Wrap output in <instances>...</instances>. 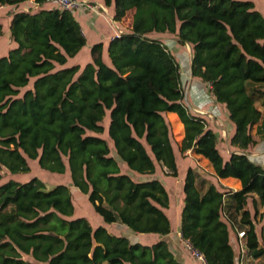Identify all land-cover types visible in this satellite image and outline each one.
I'll list each match as a JSON object with an SVG mask.
<instances>
[{
	"label": "trees",
	"instance_id": "obj_1",
	"mask_svg": "<svg viewBox=\"0 0 264 264\" xmlns=\"http://www.w3.org/2000/svg\"><path fill=\"white\" fill-rule=\"evenodd\" d=\"M27 2L37 10L20 11ZM103 2L114 22L130 15L129 26L105 52L94 44L81 68L67 66L86 46L71 12L45 8L46 0H0L10 7L13 44L0 57V180L29 173L30 161L50 174L68 171L104 223L165 238L170 199L156 173L178 176L165 121L175 114L184 132L179 153L208 168L185 174L181 240L207 264H235L230 233L243 232L239 258L263 257L256 226L264 229V168L247 154L254 137L264 141L263 16L250 0ZM166 36L190 48L191 77L227 110L234 126L227 160L206 119L184 103ZM106 114L111 145L101 137ZM210 178L239 188L218 189ZM73 214L65 185L0 184V264H183L166 240L132 243Z\"/></svg>",
	"mask_w": 264,
	"mask_h": 264
},
{
	"label": "crops",
	"instance_id": "obj_2",
	"mask_svg": "<svg viewBox=\"0 0 264 264\" xmlns=\"http://www.w3.org/2000/svg\"><path fill=\"white\" fill-rule=\"evenodd\" d=\"M82 3H89L94 9L89 10L87 8H79L73 12H71L73 18L78 22V24L81 27L82 33L84 37L86 38V46L83 48V51L86 52V54H89L90 48L97 43H102L104 52L106 50L108 42L116 36L118 33L122 32L124 29V23H118L114 22L113 20V6H106L103 2V0H79ZM253 2L255 9L261 13V15L264 18V0H250ZM45 8H54V5H51L49 3L44 5ZM33 8L32 11L37 10V6L32 2H27L26 4H23L19 7L20 11H27L28 9ZM10 7L0 6V25H2V29L4 32L3 37L0 38V57H3L7 54L8 50L13 47V44L9 40L8 36V25L10 22ZM166 43V42H165ZM166 46L168 44L166 43ZM80 53V52H79ZM78 53V54H79ZM77 54V55H78ZM105 54V53H104ZM77 55L68 60L67 66L72 65H79L75 62V58ZM87 62H90L89 55L87 56ZM190 88H188L187 92L184 93V103L189 109L191 113L200 115L206 119L208 122L209 128L212 129V131L216 134L218 143L217 148L224 160H227L229 154H230V147H229V140L234 134V126L228 119L227 110L225 107L219 103H216L214 98L210 95L208 91V87L205 86L203 83H201L197 79H193L191 77L189 82ZM186 101V102H185ZM171 117H173L175 122L177 123L178 127H180V134H181V140L183 138V126L178 120L177 116L175 114H169ZM168 115V116H169ZM257 140V145L254 148H251L247 151L248 158L251 162H253L256 165L261 166L264 168V141H259L258 137H254ZM223 151V152H222ZM186 155H190L189 153ZM176 157V155H175ZM185 159H191L190 157H187ZM176 157V161H177ZM189 161V160H187ZM192 161V159L190 160ZM189 161V162H190ZM186 164L185 169H183V173L180 171L179 166L177 165L178 169V176L177 178H172L169 176L160 177L159 175H156V178H158L166 187V190L170 196L177 195L178 201H179V213H181L182 209V191H179V186L182 185L185 174L187 172L188 168L194 169L193 164ZM184 168V166H183ZM164 170V169H163ZM210 181H212L218 189H226V190H237L239 188L238 185H233L230 182L227 181H218L213 178H210ZM166 182H169L170 189H168ZM174 185H177L175 189L173 190L171 187ZM171 208V199H170V205L167 210H165V213L168 214V210ZM179 221L177 222L175 226V230H172V233L165 237L160 238L156 235H138L134 234L136 239L147 238L150 239L151 237V244L157 242L158 240H166L174 253V255L177 257L178 260H180L183 264H200L189 252L188 247L186 244L181 240V236L179 233V227H180V215H179ZM123 227V226H120ZM257 233L260 239V245L264 248L263 241L264 240V229L262 230V223L260 222L257 226ZM111 233V232H110ZM115 235V234H114ZM233 237H235L234 233H230V242L233 240ZM138 242V241H137ZM140 243V242H139ZM142 244V243H141ZM150 244V245H151ZM244 251V250H243ZM250 257L243 256L241 259L239 256L236 258L235 264H256L257 261L249 260Z\"/></svg>",
	"mask_w": 264,
	"mask_h": 264
},
{
	"label": "rangeland",
	"instance_id": "obj_3",
	"mask_svg": "<svg viewBox=\"0 0 264 264\" xmlns=\"http://www.w3.org/2000/svg\"><path fill=\"white\" fill-rule=\"evenodd\" d=\"M28 10L32 11L33 8H30ZM129 22H130V15L127 16V18H125V20L123 22L124 23V29L122 30V32H125L128 29ZM162 39L168 44V49L170 50L171 54L174 56L176 62L179 65L181 86H182V89L185 93V92H187L188 88H190V85H189V82L191 79V74H190L191 52H190V48L188 46L179 45L175 41V39H173L172 36H166V37H163ZM88 55L89 54H86V52L83 51V49H82L80 51V53L77 55V57L75 58L74 63L80 64L81 68H83L88 63L86 60ZM185 96H184V98L186 99ZM174 120L175 119L173 117H171L170 115L165 116V121L167 123L169 134H170L171 144L173 146L175 155L178 159L177 165L179 166L180 171L182 172L183 169H185L186 164H189L190 162H192L191 164H193L195 170H198L199 172L202 171L203 175L204 174L207 175L206 171L208 170V168H207V164H206V162H204V160L201 159V161H199V162H195L193 160L190 161L191 159H185V158H187V157L192 158L191 155H185V157H184V156H181V154L179 153V146H180V142H181L180 127H178L177 123ZM103 126H104V133L101 135V137L104 138L105 140H107L109 145H111V141L109 140L108 135H107L108 114H106V116L104 117ZM187 160H189L190 162ZM183 166H184V168H183ZM29 167H30V172L27 174H9V173L4 172L3 178L0 180V184L6 182L8 180H13L16 182L24 183V182L30 181L33 178H36L42 183L44 190L52 189L53 187H55L57 185H65V186L69 187L70 194L72 196V201H73V206H74V214H73L72 218L83 217L89 222V224L91 225L92 228H96L99 226L105 227L112 234L127 237L132 243L137 242V241L144 244V245H150L152 243V242H150L151 237H149L150 239L142 238V237H140V239H136L134 233L123 225L104 223L103 220L101 219V217L94 212L91 204L88 201L87 195L81 193L77 188H75L71 185L70 176H69L68 171H66L62 175L50 174L48 172L41 170L38 167L36 161H30ZM123 171H125V170L123 169ZM156 174L159 175L160 177L165 176L162 168H158ZM166 185H167L168 189H170L171 185L169 184V182H166ZM176 186L177 185H174V187L172 186L171 188L174 190ZM181 187H182V185L179 186V189H178L179 191H181ZM217 187L219 188V186H217ZM170 199H171V208L168 210L167 216L169 217L172 230H175V226H176L177 222L179 221L178 218L180 215V214H178L179 213V210H178L179 201H178L177 195H174V194H173V196H170ZM120 226H123V227H120ZM262 241L264 244V240H262ZM231 245H232V248H233L235 255H236V258H237V256H239L240 246H239V241L236 237H233V240H231ZM242 248L244 249L243 243H242ZM249 260L257 261L256 264H264V256L259 258V259L249 258Z\"/></svg>",
	"mask_w": 264,
	"mask_h": 264
},
{
	"label": "built area",
	"instance_id": "obj_4",
	"mask_svg": "<svg viewBox=\"0 0 264 264\" xmlns=\"http://www.w3.org/2000/svg\"><path fill=\"white\" fill-rule=\"evenodd\" d=\"M47 3L54 5L55 8L68 11V12H73L79 8H87L89 10H93L94 8L89 5V3H82L79 0H46ZM122 32L118 33L117 35L121 34ZM244 233L243 232H238V241H239V246H240V251L243 250L242 248V239H243ZM188 247V245L186 244ZM189 252L191 255L198 261L200 264H207L205 260L203 259L202 256L192 252L189 247H188Z\"/></svg>",
	"mask_w": 264,
	"mask_h": 264
}]
</instances>
